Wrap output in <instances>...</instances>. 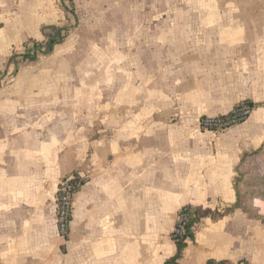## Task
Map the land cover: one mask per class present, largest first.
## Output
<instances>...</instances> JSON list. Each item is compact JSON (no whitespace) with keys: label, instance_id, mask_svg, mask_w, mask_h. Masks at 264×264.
<instances>
[{"label":"crops","instance_id":"crops-1","mask_svg":"<svg viewBox=\"0 0 264 264\" xmlns=\"http://www.w3.org/2000/svg\"><path fill=\"white\" fill-rule=\"evenodd\" d=\"M53 29L0 85V264H166L184 205L196 223L175 264H264L238 180L264 145V0H0V72ZM242 101L245 121L199 129Z\"/></svg>","mask_w":264,"mask_h":264},{"label":"built area","instance_id":"built-area-1","mask_svg":"<svg viewBox=\"0 0 264 264\" xmlns=\"http://www.w3.org/2000/svg\"><path fill=\"white\" fill-rule=\"evenodd\" d=\"M43 50V46L33 49L29 47L30 53H37ZM2 83H0L1 85ZM254 105L249 102L237 104L227 113L219 116H203L199 120V127L202 131L220 132L227 130L243 121L252 113ZM84 178L71 177L59 182L56 194V225L58 234L67 238L69 234L70 222L72 218L73 198L75 193L81 188ZM193 216V208L189 205L182 206L177 213L176 222L171 233L174 241H179L184 237L189 227V222Z\"/></svg>","mask_w":264,"mask_h":264},{"label":"rangeland","instance_id":"rangeland-1","mask_svg":"<svg viewBox=\"0 0 264 264\" xmlns=\"http://www.w3.org/2000/svg\"><path fill=\"white\" fill-rule=\"evenodd\" d=\"M29 47H33V44H31ZM24 59L25 58H22V54L16 55L14 58V62H15L14 66L16 67L17 64L23 62ZM15 67H13L11 71L6 70L4 72H0V83H2L1 85L10 82V80L13 78V76L16 73L14 72ZM242 102H239L238 104ZM222 114L202 115L200 119L203 116H219ZM203 132H210V131H203ZM238 180L240 184L239 186L241 193L240 196V206L242 207L241 209L251 214V216L263 217L264 215V145L258 151L250 153L249 156L246 158V162L241 167L240 178Z\"/></svg>","mask_w":264,"mask_h":264},{"label":"trees","instance_id":"trees-1","mask_svg":"<svg viewBox=\"0 0 264 264\" xmlns=\"http://www.w3.org/2000/svg\"><path fill=\"white\" fill-rule=\"evenodd\" d=\"M45 37H46V41L44 43L41 42H34L33 43V49H37L38 47H44V49L39 53H30L29 52V48H27L26 52H24V54H22V58H25L24 61H28V62H33V61H37L38 59L46 56L47 54H49L54 45H56L62 38V34L60 32V30L57 29H53V32L50 33H45ZM16 55L13 56L12 60H10V68L12 69V67H14V58ZM8 71V70H7ZM208 211H201L200 209L196 210V214L199 217V215H204L206 214ZM196 223V220H190L189 222V227L187 229L186 234L184 235V237L182 239H180L179 241H175L177 244V254L174 258H172L170 261H168L166 264H175V260L179 257L183 247L185 246V242L184 240L187 237H192L193 236V232H191V228L194 227ZM206 264H229L227 261L225 260H220V261H215V260H208ZM237 264H247L245 261L242 262H238Z\"/></svg>","mask_w":264,"mask_h":264}]
</instances>
